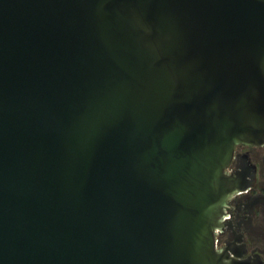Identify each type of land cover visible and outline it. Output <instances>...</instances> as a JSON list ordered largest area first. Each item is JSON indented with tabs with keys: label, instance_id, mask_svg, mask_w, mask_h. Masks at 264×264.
Wrapping results in <instances>:
<instances>
[{
	"label": "water",
	"instance_id": "obj_1",
	"mask_svg": "<svg viewBox=\"0 0 264 264\" xmlns=\"http://www.w3.org/2000/svg\"><path fill=\"white\" fill-rule=\"evenodd\" d=\"M237 143L264 0H0V264H263L215 248Z\"/></svg>",
	"mask_w": 264,
	"mask_h": 264
},
{
	"label": "flooded vegetation",
	"instance_id": "obj_2",
	"mask_svg": "<svg viewBox=\"0 0 264 264\" xmlns=\"http://www.w3.org/2000/svg\"><path fill=\"white\" fill-rule=\"evenodd\" d=\"M241 156L252 168V175L241 184L248 187L234 192L223 207L224 222L217 229V238L221 241L216 248L221 250L234 244L233 254L242 259L255 258L264 264V203L256 202L264 196V144L237 143L225 168L227 174L238 168Z\"/></svg>",
	"mask_w": 264,
	"mask_h": 264
},
{
	"label": "built area",
	"instance_id": "obj_3",
	"mask_svg": "<svg viewBox=\"0 0 264 264\" xmlns=\"http://www.w3.org/2000/svg\"><path fill=\"white\" fill-rule=\"evenodd\" d=\"M214 243H215V246H217V233H216L215 238H214Z\"/></svg>",
	"mask_w": 264,
	"mask_h": 264
},
{
	"label": "rangeland",
	"instance_id": "obj_4",
	"mask_svg": "<svg viewBox=\"0 0 264 264\" xmlns=\"http://www.w3.org/2000/svg\"><path fill=\"white\" fill-rule=\"evenodd\" d=\"M220 241H221V239L218 237L217 238V245L219 246V244H220Z\"/></svg>",
	"mask_w": 264,
	"mask_h": 264
},
{
	"label": "bare ground",
	"instance_id": "obj_5",
	"mask_svg": "<svg viewBox=\"0 0 264 264\" xmlns=\"http://www.w3.org/2000/svg\"><path fill=\"white\" fill-rule=\"evenodd\" d=\"M215 248H216V246H215ZM216 250H218V249L216 248Z\"/></svg>",
	"mask_w": 264,
	"mask_h": 264
}]
</instances>
